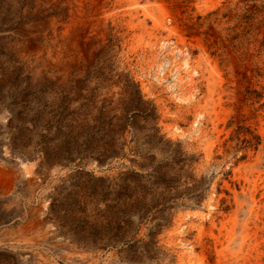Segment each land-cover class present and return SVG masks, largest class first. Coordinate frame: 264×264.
Masks as SVG:
<instances>
[{"label":"rangeland","instance_id":"1","mask_svg":"<svg viewBox=\"0 0 264 264\" xmlns=\"http://www.w3.org/2000/svg\"><path fill=\"white\" fill-rule=\"evenodd\" d=\"M137 1L176 27L140 46L204 70L201 125L122 67L124 30L71 44L67 2L0 0V264H264V0Z\"/></svg>","mask_w":264,"mask_h":264},{"label":"bare ground","instance_id":"2","mask_svg":"<svg viewBox=\"0 0 264 264\" xmlns=\"http://www.w3.org/2000/svg\"><path fill=\"white\" fill-rule=\"evenodd\" d=\"M62 2H64V3L67 2L69 4V6H70V15H69L70 17L67 20H64V21L61 22V29L60 30H62V31L59 34H61V38L63 40H68L69 42H71V44L72 43H76V42H78L80 40H84L85 41L86 38H87V32L86 31L82 32L83 30H87V31L88 30L89 31H92V30L98 31L99 30V32L101 34H108V31L109 30H112V29L113 30H124L125 32L122 33L121 36H120V39L122 41V46H124V48H125L124 51H123L124 48L121 50V55H122V57L124 56L121 59V65H122V67H123L124 64L130 65V64H132V62H134L135 65L137 63L138 64H142L143 63L145 65L144 66L145 69L144 68L141 69V74H140V76L138 75L139 76L138 79H140V84H141L140 86L145 91H148V94H150L151 96L153 95V92L152 91L156 87L158 88V86H162L163 89L164 88L167 89L168 92H169V94H170V96L174 100H176V106H175L176 108L175 109H177V111H176L177 114L180 113V111L183 108L187 109L189 107H193L195 109V111L197 112V116H198V118L196 120V123H194V124L201 125V123L203 121V115L206 112V109H207L208 104H209V102H208L209 99L206 98V94L204 95V98L205 99L202 98L203 96H201V97L198 96V91H200V87L201 86L199 85V83L196 80L198 77L196 78L195 76L197 74V75H199V78L200 77L203 78L202 76L204 74V70H202V73H203L202 74L201 71L199 69H197L196 67H193V68L191 67V69H190L189 53H187V52L186 53H183L182 51H180V50H183V49H180L179 50V48L178 49H175V50H171V51H169L167 53H164V54L161 52L162 54H160V53H158V51L156 53L155 49L154 48L152 49V47L150 45L149 46L150 48H148L149 49L148 52L151 54V58H148V60H146V58H147V55L146 54L148 53L147 52V49H145L144 47H141L140 46V44L142 42L141 43H138V41L141 39V33H140L141 31L138 33L137 30H142V31L143 30H156V31H158V30H163V29L165 30L166 29L169 32H173L174 30H176V27H174V26H168L166 24V22H168V21H166V19L170 15L169 12L166 9L160 7V8H157L158 11L155 12L154 10H152V8H151L152 5L151 4H148V5H140V4H138V1L137 0H112V1L111 0H62ZM150 2H152V1H150ZM195 2L193 4H195ZM87 3H89V5ZM193 4H191V5H193ZM115 8H116V10H114ZM138 8H140V10L142 12V15L145 17V19H147V17H150L151 18L152 24H150V25H152V27H146V23H145V20L144 19H142V18L139 19L138 17H136V15L134 17H132L134 14H137ZM196 8H198V7H196ZM173 13H175V12H173ZM64 16H66V15H64ZM170 21H172V20H170ZM174 24H175V22L173 23V25ZM79 30H82V31H79ZM179 33H180V31H179ZM148 34H150V33H148ZM154 34H155V32H154ZM176 34H178V33H176ZM173 35H174V33H173ZM179 38H180V41L183 40L181 37H179ZM87 39H89V38H87ZM63 40H61V41H63ZM161 41L162 40H160V42ZM143 43H145V42H143ZM179 43H182V42H179ZM126 45H128V47H125ZM146 47H147V45H146ZM178 47H180V46H178ZM182 47H183V45H182ZM194 47H195V45H194ZM163 48H166V47H163ZM162 50L164 51L165 49H162ZM159 51H160V49H159ZM76 52H77V50H76ZM117 52H119V51H117ZM156 59L158 61L160 60L159 61L160 63L158 65V67L156 66L157 68L155 70H153L154 68L151 70V68H152L154 62L156 61ZM204 61H205V59H204ZM208 74L209 73H207V75ZM200 80L201 79H199L198 81H200ZM206 80H207V83H205V85H204L205 86L204 87L205 88V91L208 92V93L209 92L212 93L211 90H210V84H209V81H208L209 80V77L208 76H207V79ZM215 82L217 84V80ZM216 84H214V85L216 86ZM218 84H220V83H218ZM165 95H167V94H165ZM158 98H159V94H158ZM201 98L204 99V101H202ZM158 100L159 99H157V102H158ZM161 108L163 109L162 110L163 111V119L164 120H167L166 119V114L169 112V110H168V108H166L165 104L162 105ZM216 111H218L217 108H216ZM212 113H214V112L212 111ZM170 114H168V115H170ZM193 119L195 120V117ZM177 120H179V119H175L173 117L169 121H165V125L164 126H165V128H166V130L168 132L173 133L175 131V127L177 126L176 125L177 124L176 123ZM195 127H194V129H195V133H196L199 130V128L197 126H195ZM176 130H178V129H176ZM177 137H178V134H177ZM18 172L20 174H22V175H26L29 171H28V169L20 168L18 170Z\"/></svg>","mask_w":264,"mask_h":264}]
</instances>
